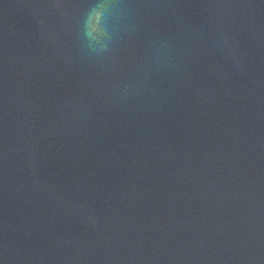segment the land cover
<instances>
[{
    "label": "water",
    "instance_id": "water-1",
    "mask_svg": "<svg viewBox=\"0 0 264 264\" xmlns=\"http://www.w3.org/2000/svg\"><path fill=\"white\" fill-rule=\"evenodd\" d=\"M0 264H264V0H0Z\"/></svg>",
    "mask_w": 264,
    "mask_h": 264
},
{
    "label": "clouds",
    "instance_id": "clouds-1",
    "mask_svg": "<svg viewBox=\"0 0 264 264\" xmlns=\"http://www.w3.org/2000/svg\"><path fill=\"white\" fill-rule=\"evenodd\" d=\"M85 35H90V33L86 32Z\"/></svg>",
    "mask_w": 264,
    "mask_h": 264
}]
</instances>
